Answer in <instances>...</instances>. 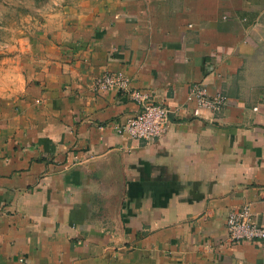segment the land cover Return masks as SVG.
<instances>
[{
  "label": "crops",
  "instance_id": "1",
  "mask_svg": "<svg viewBox=\"0 0 264 264\" xmlns=\"http://www.w3.org/2000/svg\"><path fill=\"white\" fill-rule=\"evenodd\" d=\"M0 44V264H264V0H52ZM170 109L157 140L106 71ZM195 84L228 105L197 117Z\"/></svg>",
  "mask_w": 264,
  "mask_h": 264
},
{
  "label": "built area",
  "instance_id": "2",
  "mask_svg": "<svg viewBox=\"0 0 264 264\" xmlns=\"http://www.w3.org/2000/svg\"><path fill=\"white\" fill-rule=\"evenodd\" d=\"M95 88L98 91L110 88L123 90L139 103L137 112L114 125L117 132L144 141L157 140L168 132L172 122L169 107L155 101L145 90L133 87L131 78L123 71L104 72L96 79ZM187 103L192 106L195 116L207 117V113L221 112L228 105L229 97L222 90L212 92L203 84H195L187 95ZM226 225L230 242H264V224L256 222L250 203L232 209Z\"/></svg>",
  "mask_w": 264,
  "mask_h": 264
},
{
  "label": "rangeland",
  "instance_id": "3",
  "mask_svg": "<svg viewBox=\"0 0 264 264\" xmlns=\"http://www.w3.org/2000/svg\"><path fill=\"white\" fill-rule=\"evenodd\" d=\"M53 4L52 0H0V44L11 36L27 15L38 7L45 9Z\"/></svg>",
  "mask_w": 264,
  "mask_h": 264
}]
</instances>
